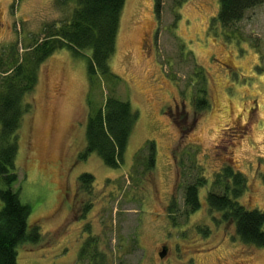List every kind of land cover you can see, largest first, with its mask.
<instances>
[{"label":"rangeland","instance_id":"obj_1","mask_svg":"<svg viewBox=\"0 0 264 264\" xmlns=\"http://www.w3.org/2000/svg\"><path fill=\"white\" fill-rule=\"evenodd\" d=\"M73 8L55 0H0V54L14 43L23 54L46 24L59 25ZM218 10L219 0H161L158 11L156 0H125L110 60L117 79L90 75L88 50L64 47L41 63L32 109L18 131L13 186L30 205L28 223L39 226L41 240L18 247L17 264H264V246L243 242L232 222L216 223L205 199L225 160L246 176L240 201L264 211V3L229 29L215 20ZM197 65L207 74L210 106L185 141L207 183L200 207L186 213L185 181L192 178L178 183L172 151L180 133L169 111L186 112L191 122L201 84ZM108 95L137 112L115 168L96 152L81 157L88 119ZM147 140L157 148L152 173L134 165ZM182 161L191 167V156ZM83 172L94 175L92 195L77 191ZM87 199L93 206L81 216ZM92 236L99 253L89 247L82 257Z\"/></svg>","mask_w":264,"mask_h":264},{"label":"trees","instance_id":"obj_2","mask_svg":"<svg viewBox=\"0 0 264 264\" xmlns=\"http://www.w3.org/2000/svg\"><path fill=\"white\" fill-rule=\"evenodd\" d=\"M59 6L72 3L74 8L68 19L59 25L46 24L43 37L38 38L19 55L17 45L6 46L0 54V264H17L18 247L30 248L41 240L39 226H30L28 217L30 205L24 203L19 191L13 189L19 179L16 157L19 149L18 131L24 115L31 111L38 70L41 63L53 52L67 47L76 53L89 51L88 72L104 78H119L111 69L110 60L116 51L120 16L125 0H55ZM161 0H156L159 10ZM264 0H219V10L215 20L229 29L241 20L246 11L261 5ZM200 86L192 96L193 118L189 123L187 113L177 115L170 110L180 137L173 147V156L178 173V183L185 181L184 203L186 213L194 212L201 205L200 188L207 183L204 167L195 160V151L186 144V139L197 119L208 110L210 95L207 74L200 65ZM137 119V112L129 101L108 95L102 107L89 117L86 126L85 158L96 152L108 167H118L123 161L128 140ZM195 150V149H194ZM157 148L154 140H147L136 152L134 165L143 164L152 173L156 164ZM184 155L191 156V167L182 161ZM179 157H181L180 162ZM182 178V180H181ZM94 175L83 172L78 177L77 191L92 195ZM247 190L246 176L231 163L223 161L212 177L205 199L216 223L232 222L239 238L248 244L264 246V211L249 207L240 198ZM91 199L80 207V215L92 208ZM175 207L173 199L169 212ZM208 227L204 229L207 232ZM98 238L92 236L81 249L85 257L89 247L98 254Z\"/></svg>","mask_w":264,"mask_h":264},{"label":"water","instance_id":"obj_3","mask_svg":"<svg viewBox=\"0 0 264 264\" xmlns=\"http://www.w3.org/2000/svg\"><path fill=\"white\" fill-rule=\"evenodd\" d=\"M166 254V246L163 247V251L160 252V256L163 257Z\"/></svg>","mask_w":264,"mask_h":264}]
</instances>
